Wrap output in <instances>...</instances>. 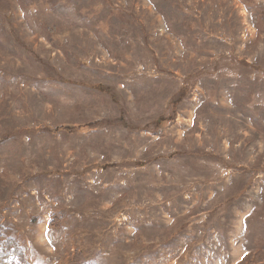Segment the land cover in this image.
Wrapping results in <instances>:
<instances>
[{
    "label": "rangeland",
    "instance_id": "rangeland-1",
    "mask_svg": "<svg viewBox=\"0 0 264 264\" xmlns=\"http://www.w3.org/2000/svg\"><path fill=\"white\" fill-rule=\"evenodd\" d=\"M0 236L264 264V0H0Z\"/></svg>",
    "mask_w": 264,
    "mask_h": 264
},
{
    "label": "trees",
    "instance_id": "trees-1",
    "mask_svg": "<svg viewBox=\"0 0 264 264\" xmlns=\"http://www.w3.org/2000/svg\"><path fill=\"white\" fill-rule=\"evenodd\" d=\"M0 264H28L14 239L0 236Z\"/></svg>",
    "mask_w": 264,
    "mask_h": 264
}]
</instances>
